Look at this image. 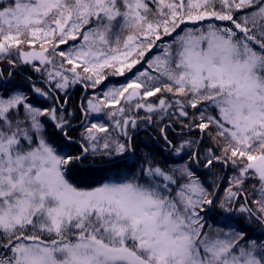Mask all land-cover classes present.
I'll return each instance as SVG.
<instances>
[{
    "label": "snow or ice",
    "instance_id": "obj_1",
    "mask_svg": "<svg viewBox=\"0 0 264 264\" xmlns=\"http://www.w3.org/2000/svg\"><path fill=\"white\" fill-rule=\"evenodd\" d=\"M0 264H264V0H0Z\"/></svg>",
    "mask_w": 264,
    "mask_h": 264
},
{
    "label": "trees",
    "instance_id": "obj_2",
    "mask_svg": "<svg viewBox=\"0 0 264 264\" xmlns=\"http://www.w3.org/2000/svg\"><path fill=\"white\" fill-rule=\"evenodd\" d=\"M109 81H111L113 84H116L118 82H122L123 78L122 77H117V78H109ZM81 88L77 87L74 90H72V100H71V104L70 107L75 106V104H77L79 102V98H80V92H81ZM158 136V130L155 128H148L147 130H140L138 136H137V141L141 144L148 142V143H152L155 141V139Z\"/></svg>",
    "mask_w": 264,
    "mask_h": 264
},
{
    "label": "rangeland",
    "instance_id": "obj_3",
    "mask_svg": "<svg viewBox=\"0 0 264 264\" xmlns=\"http://www.w3.org/2000/svg\"><path fill=\"white\" fill-rule=\"evenodd\" d=\"M109 78H110V77H109ZM111 78L113 79V78H117V77H111Z\"/></svg>",
    "mask_w": 264,
    "mask_h": 264
}]
</instances>
